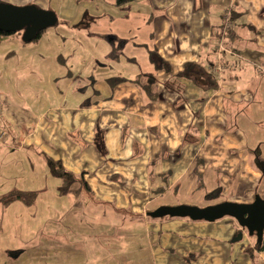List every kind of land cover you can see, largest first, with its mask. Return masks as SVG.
<instances>
[{
  "label": "crops",
  "instance_id": "crops-1",
  "mask_svg": "<svg viewBox=\"0 0 264 264\" xmlns=\"http://www.w3.org/2000/svg\"><path fill=\"white\" fill-rule=\"evenodd\" d=\"M153 2L159 13L146 47L147 65L132 75L121 59L131 41L122 39L119 45L109 41L103 59L93 66L90 57L76 61L75 72L54 70L62 55L31 58L30 63L47 62L50 69L43 83L35 85L39 95L34 105L24 104L7 71L8 90L0 91V134L5 131L0 154L5 147L6 161L20 155L29 164L34 157L47 163L46 155L73 173H84L88 187L82 192L94 203L113 207L115 219L134 227L143 223L151 264H264L263 253L251 258L248 237L236 239L242 228L231 217L208 224L147 215L160 205H209L208 191L217 188L222 197L232 193L231 180L238 182L235 188L242 187L240 202L264 192V161L257 160L258 154L264 157V0H152V7ZM227 20L234 31L230 37L225 34ZM223 28L219 39L226 51L218 49L220 40L214 38ZM242 38L254 43L256 49L247 52L261 62L260 73L247 72L246 84L239 82V74L247 70L239 62L246 60L241 57ZM152 50L170 70L156 67ZM186 62L207 67L219 62V88L205 91L177 77ZM113 63L118 64L115 72L107 70ZM147 73L157 86L152 101L137 82H144ZM175 251L184 260L168 254ZM22 252L5 254L16 259Z\"/></svg>",
  "mask_w": 264,
  "mask_h": 264
},
{
  "label": "rangeland",
  "instance_id": "rangeland-1",
  "mask_svg": "<svg viewBox=\"0 0 264 264\" xmlns=\"http://www.w3.org/2000/svg\"><path fill=\"white\" fill-rule=\"evenodd\" d=\"M0 1L16 5L36 4L43 7L39 0H27L25 3H20L19 0ZM151 1L135 0L120 6L116 4V0H41L42 5L44 3L48 5L45 6L47 8L44 7L45 9L53 10L57 14L59 22L43 30L41 36L32 41H23L20 33L4 37L0 43V91L8 90L6 76L8 71L9 79L14 80L16 89L24 97V104L34 105V97L39 95L35 85L41 81L43 83L50 69L47 68V62L39 63L36 60L30 63L31 58L42 59L43 56L48 60L52 55H62L54 64V70L75 72L79 64L76 61L90 57L94 60L90 64L93 66L99 62L97 59H103L109 41L119 45L121 39L131 41L125 53L121 54V59L122 62H126L122 65L130 68L126 73L132 75L140 66L147 65L146 47L151 43V34L155 28L154 19L157 17L155 13H159L158 10L155 11L157 4L153 2L152 7ZM161 7L163 5H160ZM244 35L248 34L244 33ZM116 38H119L117 42ZM132 43L140 44L142 47ZM241 44L245 47L242 49L241 57H245L246 60L239 62L241 67L247 70L239 74L241 76L239 82L246 84L249 79L247 72L249 71L251 76L255 71L259 72L257 63L261 65V62L257 55L247 52L255 48L250 39L242 38ZM217 45L219 50H227L225 44L222 45L223 49L219 44ZM117 65L113 63L112 70L109 67L107 70L115 72ZM125 66L119 65V68L125 69ZM113 72L112 74H115ZM260 72L261 77H264V70ZM45 95H47L45 100L51 101V94L45 93ZM2 132L5 133L4 130ZM5 154L3 147V153L0 154V198L14 190L36 191L37 198L32 205L19 200L5 203L0 199V264H151L153 262L143 223L134 227L135 224L131 222L115 219L118 214L113 207L94 203L84 192L78 195L61 194L60 179L51 174L46 162L33 156V163L29 164L27 162L29 160L20 155L6 161ZM258 155L260 158L257 160L263 162L264 157L261 158L263 154ZM221 177L219 175L220 180ZM206 182L210 189L212 187L209 185L210 176L206 177ZM236 182L231 180L234 191L223 194L224 198L217 188L214 192L212 189L208 191L210 196H207L205 203L240 202L239 199L244 198L245 195L242 194L241 185L235 188V184L239 185ZM262 186L264 187V181ZM259 194L264 198L262 190ZM222 220L224 219L213 222L203 220V222L221 224ZM235 222L238 224L237 221ZM242 235L243 239L245 236L248 237L250 242L248 246L256 248V236L249 235L246 230ZM8 250L23 252L18 258L11 259L5 254ZM168 254L178 262L185 257L179 254V251ZM119 257L124 258V261H119Z\"/></svg>",
  "mask_w": 264,
  "mask_h": 264
},
{
  "label": "water",
  "instance_id": "water-1",
  "mask_svg": "<svg viewBox=\"0 0 264 264\" xmlns=\"http://www.w3.org/2000/svg\"><path fill=\"white\" fill-rule=\"evenodd\" d=\"M57 14L36 4L16 5L0 1V30L21 32L23 41H32L46 28L57 25ZM152 218L188 217L192 220L216 221L224 217L234 218L241 226L236 239H241L244 230L256 236L258 244L264 238V198L255 194L251 202L220 201L206 206L177 204L160 205L147 212Z\"/></svg>",
  "mask_w": 264,
  "mask_h": 264
},
{
  "label": "trees",
  "instance_id": "trees-1",
  "mask_svg": "<svg viewBox=\"0 0 264 264\" xmlns=\"http://www.w3.org/2000/svg\"><path fill=\"white\" fill-rule=\"evenodd\" d=\"M132 1L135 0H116V4L121 6ZM230 29L231 28L227 29L226 31L224 30V28L218 30L214 33V38L219 39L225 32L227 36H232V34H234V31ZM13 33L22 34L21 32H5L0 30V43L3 41L4 37ZM41 33L42 31L37 35L36 38H39L41 36ZM150 55L158 69L170 70V65L168 64V62L161 58V56H159L156 51L152 50ZM144 76L146 77L144 82H140V80H137V82H139L140 86L146 91L149 99L151 101L155 100L157 98V86L155 77L153 76V74L149 73L144 74ZM177 77L188 79L205 91L216 90L219 88V78L210 70L209 67L198 62H186L182 70L177 74ZM167 86L170 87V84H167ZM101 149L102 152L105 151L103 146H101ZM45 157L51 174L60 179L59 190L61 194L68 195L70 193H74L75 195H78L83 190L87 189L88 186L86 180L84 179V173H73L72 171L67 170L60 161L54 160L53 158L46 155ZM201 186L202 184L199 185V187ZM36 198V191L14 190L6 196L1 197L0 199L5 203L19 200L27 205H32L35 202ZM250 252L251 258L257 260L256 253L264 252V238L262 240V243L258 244V242H256V248L252 247Z\"/></svg>",
  "mask_w": 264,
  "mask_h": 264
},
{
  "label": "built area",
  "instance_id": "built-area-1",
  "mask_svg": "<svg viewBox=\"0 0 264 264\" xmlns=\"http://www.w3.org/2000/svg\"><path fill=\"white\" fill-rule=\"evenodd\" d=\"M226 25H227V29H229V27H231V25H232V22L230 21V20H227V23H226ZM223 40H220L219 42H217V44H219V47L221 48V49H223V42H222ZM218 46V45H217ZM209 68H210V70L218 77L219 75H220V72H221V70H222V65L219 63V62H216V63H214V64H211L210 66H209ZM5 133L4 132H2L1 134H0V139L3 137V135H4Z\"/></svg>",
  "mask_w": 264,
  "mask_h": 264
}]
</instances>
